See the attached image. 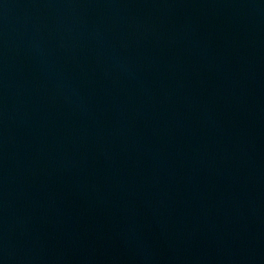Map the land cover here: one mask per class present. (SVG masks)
Listing matches in <instances>:
<instances>
[{
	"label": "water",
	"instance_id": "water-1",
	"mask_svg": "<svg viewBox=\"0 0 264 264\" xmlns=\"http://www.w3.org/2000/svg\"><path fill=\"white\" fill-rule=\"evenodd\" d=\"M0 264H264V0H0Z\"/></svg>",
	"mask_w": 264,
	"mask_h": 264
}]
</instances>
